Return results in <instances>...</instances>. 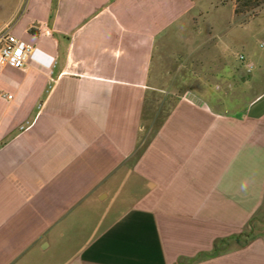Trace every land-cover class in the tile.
I'll list each match as a JSON object with an SVG mask.
<instances>
[{
    "label": "crops",
    "instance_id": "1",
    "mask_svg": "<svg viewBox=\"0 0 264 264\" xmlns=\"http://www.w3.org/2000/svg\"><path fill=\"white\" fill-rule=\"evenodd\" d=\"M197 9L25 0L5 19L54 62L0 65V264H264V54L259 92L217 108L242 69L204 43L202 89L145 121L158 42Z\"/></svg>",
    "mask_w": 264,
    "mask_h": 264
},
{
    "label": "rangeland",
    "instance_id": "2",
    "mask_svg": "<svg viewBox=\"0 0 264 264\" xmlns=\"http://www.w3.org/2000/svg\"><path fill=\"white\" fill-rule=\"evenodd\" d=\"M24 2L0 0V32L6 28L3 26L5 19L19 13ZM234 3L236 0H198V9L193 19L179 23L159 40L155 61L157 69L162 73V80L158 83L162 91H158L156 98L147 105V123L154 120L159 122L188 89H202L204 43L230 45V52L242 69L239 81L213 85L218 93L226 92L233 99H221L217 108L243 106L259 92L260 89H256L250 81L251 76L260 69V56L264 54V2L235 18ZM210 24L214 28L212 34L217 33L214 38L207 35ZM240 55H244L245 59H241Z\"/></svg>",
    "mask_w": 264,
    "mask_h": 264
},
{
    "label": "built area",
    "instance_id": "3",
    "mask_svg": "<svg viewBox=\"0 0 264 264\" xmlns=\"http://www.w3.org/2000/svg\"><path fill=\"white\" fill-rule=\"evenodd\" d=\"M42 52L31 43L13 34L9 27L0 32V65H9L15 68H26L30 60H38L41 64L51 65L54 57L44 61ZM244 59V55H240ZM41 60V61H40ZM13 95H9L12 98Z\"/></svg>",
    "mask_w": 264,
    "mask_h": 264
},
{
    "label": "trees",
    "instance_id": "4",
    "mask_svg": "<svg viewBox=\"0 0 264 264\" xmlns=\"http://www.w3.org/2000/svg\"><path fill=\"white\" fill-rule=\"evenodd\" d=\"M264 0H236L235 3V16H240L248 11H251L256 6H260ZM244 23V22H243ZM168 114L164 115L161 119V123L164 122Z\"/></svg>",
    "mask_w": 264,
    "mask_h": 264
}]
</instances>
